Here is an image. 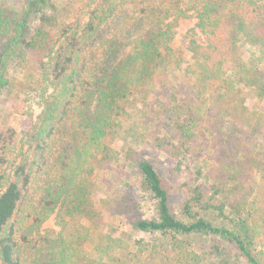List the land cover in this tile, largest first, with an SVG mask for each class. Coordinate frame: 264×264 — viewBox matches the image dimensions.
Returning <instances> with one entry per match:
<instances>
[{
  "label": "trees",
  "instance_id": "1",
  "mask_svg": "<svg viewBox=\"0 0 264 264\" xmlns=\"http://www.w3.org/2000/svg\"><path fill=\"white\" fill-rule=\"evenodd\" d=\"M46 1L27 0L24 10L19 13L0 6V39L4 40L0 58V93L8 84L5 67L12 60L20 62L29 73L34 72L37 76L29 85L18 83L15 86L17 94L6 98L5 108L11 114H18L27 89H36L39 94L45 92L48 86L53 89L27 135V156L20 158L21 162L14 167L11 178L7 179L3 167L8 154L16 146L17 133L11 127L0 129V264H21L16 255L12 219L25 189L35 180L32 173L41 172L47 176L44 180L45 193L39 201L45 214L37 220L41 221L57 207L56 219L62 224L64 233L59 237L49 264H92L85 250L87 244L94 252L104 253L107 260L103 264H128L127 256L110 254L111 249L119 247L117 243L102 234H92V228L96 230L102 226L101 223L93 227L82 224L80 233L76 235L70 232L67 222L73 217L97 222L100 215L96 210L100 206L110 208L113 214H122L127 208L125 197L117 203L94 201L87 179L95 168L92 162L109 157L106 131L110 126L119 124L128 113V108L132 112L154 113L149 110V102L153 100L151 104L158 105L162 112L171 113L169 121L181 145L193 142L200 119L193 114L191 106L176 94L163 95L170 83L167 68L179 67L181 62L171 47L173 26L166 21L168 13L164 10L143 7L136 16L124 15L119 22L121 36L129 37L131 27L138 32L133 37V50L115 64L86 66L84 55L98 43L100 47L106 46L102 52L104 57L112 56L116 41L111 42L113 37H110L112 39L105 42L101 26L109 16L126 12L125 6L134 0H97L96 7L89 12L88 21L78 33H70L68 25L58 24L52 15L42 13L41 6ZM184 2L193 12L196 26L205 40L202 45L193 41L189 45L194 61L193 68L189 70L195 75L197 87L221 86L214 93L218 97L221 113L231 111L236 105L229 98L231 93L223 91L235 84H245L253 89L256 97L264 100V70L248 68L238 50L239 43H243L264 55V0ZM122 6L123 9L117 11ZM33 18L37 23L33 24ZM55 131L67 135V139L58 155L48 162L45 154ZM259 150L262 151L258 155L264 157V141ZM237 155L240 156L235 160L238 163L230 159L224 162L225 177L216 184V193L227 189L229 194H234L241 188L239 176L253 169L262 170L263 163L248 156L245 151L237 149ZM128 156L139 172L141 188L149 195L155 208L152 218L131 222L134 231L170 235L177 264H239V259L244 264H264L254 252L261 242L260 216L257 213L246 211L244 206L240 210L236 200L234 205L230 203L234 216L226 226L213 225L199 216L183 221L169 207V190L153 165L144 158H136L135 151H130ZM50 169L53 176H48ZM194 192L200 198V189L195 188ZM187 204L184 211L189 215ZM261 220L264 222V214ZM194 234L225 240L235 250L234 260L229 259L226 247L212 244L208 256L217 262L207 263L203 255L187 249L177 238Z\"/></svg>",
  "mask_w": 264,
  "mask_h": 264
},
{
  "label": "rangeland",
  "instance_id": "2",
  "mask_svg": "<svg viewBox=\"0 0 264 264\" xmlns=\"http://www.w3.org/2000/svg\"><path fill=\"white\" fill-rule=\"evenodd\" d=\"M26 1L0 0V6L19 13L24 10ZM96 4L97 0H47L42 3L41 12L52 15L58 24L68 25L70 33H78L88 21L89 12ZM143 7L168 13L166 21L172 24L174 35L171 47L181 59L179 67L167 68L170 83L165 90L166 94L163 95L167 97L168 93H174L187 102L200 122L195 128L193 142L182 146L169 121L171 113L162 112L154 103L152 106L153 100L149 102V110L152 109L154 113L132 112L128 108V113L119 124L110 126L106 131L109 157L92 162L95 168L87 179L94 201L117 203L121 197H125L127 208L122 214H113L110 208L97 207L96 211L100 215L97 222L92 220L90 223L77 217L70 218L67 222L70 232L77 235L82 224H91L93 227L101 223L102 226L96 230L92 228V234H102L117 243L119 247L111 249L110 254L118 257L127 256L128 264H177L170 235L137 232L131 228V222L135 219H150L155 215L154 203L141 188L139 172L134 161L128 156L130 151H135L136 158L149 161L164 180L169 190V207L177 218L190 221L191 217L199 216L213 225L226 226L229 219L234 216L230 205L236 200L238 202L235 204L239 203L240 210L244 206L243 209L246 211L250 210L255 215L257 213L260 216L261 242L254 252L264 263V222L261 220L264 214V157L258 155L262 151L259 149L264 141V100L256 97L253 89L245 84H235L223 91L231 93L229 98L236 105L231 111L221 113L217 103L218 97L214 94L221 86L209 85L208 88L202 89H199L200 85L197 87L195 75L189 70L194 66L189 45L192 41L202 45L205 44V40L196 26L193 12L186 6L184 0L179 2L134 0L125 6L126 12L109 16L101 27L105 42L108 43L112 39L110 37H113L111 42L116 41L113 43L115 51L112 56L104 57L102 52L106 46L100 47L99 43L96 44L84 55L86 66L93 67L96 63L115 64L133 50L135 44L133 37L138 33L137 29L131 27L130 36L124 38L121 36L122 28L119 22L124 15L136 16ZM122 9L123 6L117 11ZM179 9L185 12H180ZM33 19V24L37 23L36 19ZM3 46L4 40L0 39V58ZM238 48L248 68L264 70V55L258 49L243 43H239ZM5 68L8 84L0 93V129L11 127L17 133L16 146L8 154L7 163L3 167L7 179L11 178L14 167L21 162L20 158L23 155L27 156V135L43 109L44 100L48 99L53 89L48 86L45 92L41 91L40 94L36 89L34 91L27 89L22 97L25 100L22 108L18 114H11L5 108L6 98L17 94L15 86L18 83L29 85L37 76L34 72L29 73L26 67L16 60L10 61ZM226 100L228 101V98ZM66 139L67 135L62 132H54L48 141V150L45 154L48 162H52L58 155ZM237 149L262 162V170L253 169L250 173L246 171L239 176L241 188L234 194H229L227 189L216 193L214 190L216 184L225 177L224 162L230 159L238 163L235 160L240 159L239 155L235 156ZM243 162L247 163L246 160ZM49 171L48 176L51 174L53 176V171L51 169ZM32 178L35 180L25 189L21 204L12 219L15 228L14 239L17 242L16 255L21 264H49L57 249L59 237L64 234L63 226L56 219L57 207L41 221L37 220L45 214L39 201L45 193L44 180L47 176L45 177L42 172L32 173ZM195 188L200 189V198H197ZM186 203L190 209L189 215L184 211ZM177 238L187 246V249L203 255L207 263L217 262L208 256L212 244L226 247L229 259L234 260L236 255L235 250L219 237L194 234ZM85 250L92 264H103L105 263L103 261L107 260L104 253L94 252L88 244L85 245ZM239 264H244V261L239 259Z\"/></svg>",
  "mask_w": 264,
  "mask_h": 264
}]
</instances>
